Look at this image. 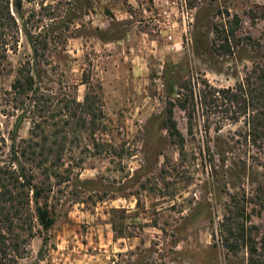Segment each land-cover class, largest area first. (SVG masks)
<instances>
[{
  "label": "rangeland",
  "instance_id": "1",
  "mask_svg": "<svg viewBox=\"0 0 264 264\" xmlns=\"http://www.w3.org/2000/svg\"><path fill=\"white\" fill-rule=\"evenodd\" d=\"M22 13L0 72V167L30 137L10 93L20 74L59 130L87 92L103 119L73 121L61 165L48 157L58 177L20 158L50 191L54 225L19 232L16 264H264V149L246 143L243 118L185 102L187 85L197 96L202 82L264 76V0H25Z\"/></svg>",
  "mask_w": 264,
  "mask_h": 264
},
{
  "label": "trees",
  "instance_id": "2",
  "mask_svg": "<svg viewBox=\"0 0 264 264\" xmlns=\"http://www.w3.org/2000/svg\"><path fill=\"white\" fill-rule=\"evenodd\" d=\"M24 1L0 0V72L7 60L8 53L18 45L20 32L18 21L23 17ZM33 51L36 54L35 48ZM256 71L257 69L253 70L251 74H256ZM20 76L13 84L10 93L19 101V107L24 106L23 114L17 123L20 124L25 116V119L30 121L31 130L30 137L26 141V148H14L11 165L0 167V264H16L13 255L9 253L13 252L15 257L18 256L21 245L26 241V238H22L20 233L32 231L34 219L43 231L49 230L54 225V217L51 216L46 206L43 207L40 204L42 200L48 201L50 191L44 188V184L38 186L33 183V175L27 173L20 158L28 159L37 169H43L42 173H45L49 179L58 177L52 164H50V168L47 166L48 157L55 155L54 165H61L62 153L68 143V136L71 135L73 121L78 118L77 123L84 129L89 117L94 131L96 121L103 119L101 109L98 113L93 112L94 105L87 92L83 104L72 102L78 110L81 109L80 115L76 111L70 114L63 122L64 127L59 130L58 124L51 123L55 117L50 114L47 116L49 101L45 99L40 89L35 87L34 78L28 72L20 74ZM199 84L200 82H197L194 85L198 87ZM201 85L202 88H198L197 96L194 95L192 86H185V90L189 92L185 102L188 101L189 106H192L194 110L196 100L201 111L206 114H210L212 110L220 109L223 111L222 113H232L235 121L243 118L245 133L242 134V137L246 143L249 140L251 145L262 153L264 149V76L255 81L248 77L245 81L237 84L235 88L216 89L209 86L207 82H202ZM169 105L172 106L171 103ZM68 106L71 111V103ZM85 114L87 119L83 116ZM190 117L191 113H189ZM164 125L173 140L179 139L181 143L183 142L172 110L167 113ZM239 227H241V233L235 238L246 244L244 227ZM225 243L228 244V240ZM249 243L252 242L249 240ZM227 244H225V249L235 248L234 245L228 246ZM250 247V253H256L252 244Z\"/></svg>",
  "mask_w": 264,
  "mask_h": 264
},
{
  "label": "built area",
  "instance_id": "3",
  "mask_svg": "<svg viewBox=\"0 0 264 264\" xmlns=\"http://www.w3.org/2000/svg\"><path fill=\"white\" fill-rule=\"evenodd\" d=\"M164 17H168V13L166 11H162Z\"/></svg>",
  "mask_w": 264,
  "mask_h": 264
}]
</instances>
